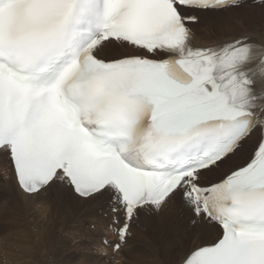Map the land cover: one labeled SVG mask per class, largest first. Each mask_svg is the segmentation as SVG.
<instances>
[{"label":"snow or ice","instance_id":"6c2138e0","mask_svg":"<svg viewBox=\"0 0 264 264\" xmlns=\"http://www.w3.org/2000/svg\"><path fill=\"white\" fill-rule=\"evenodd\" d=\"M248 3L0 0V195L32 217L53 198L97 204L108 260L176 208L175 264H264V26ZM198 25L233 34L200 44Z\"/></svg>","mask_w":264,"mask_h":264},{"label":"rangeland","instance_id":"374dc122","mask_svg":"<svg viewBox=\"0 0 264 264\" xmlns=\"http://www.w3.org/2000/svg\"><path fill=\"white\" fill-rule=\"evenodd\" d=\"M248 4L251 6H254L252 5L251 2H249ZM250 9H251L250 6H246L245 8V10L248 11L247 20L248 19H250V21L255 20L252 23L253 25H257L260 27L264 26V14L258 15L257 19H254L252 17V13L249 12ZM0 171H3V170H0ZM2 176H3V173L1 172V178ZM3 197H4L3 195H0V199H1L0 201V264H116L117 261H118V264H146L148 263L147 262L148 260H149L148 264H153V263L156 264L160 259V258H157L158 260H156L154 258V257H157L156 255L152 257L150 255L142 256L141 254L151 248L150 240L153 239V237L159 231L160 232L162 231L163 236H166L165 232L161 229H159V231H156L157 233L154 231L148 232L147 230L146 237L144 238L142 237L138 238L136 234L133 235L132 238L129 240V245H130V248L128 250L129 258L127 260L123 258H116V261H112V260L105 259L99 255V251L103 246H100L97 243V239L98 238L102 239V238H107V237L98 236L97 233L95 232L96 230L92 231L90 227L91 224L89 222H87L85 225H81L80 217H78V215L76 216L71 215L67 213L65 210H63L59 205L55 203H48L47 204V211H48L47 214L46 215L41 214L40 216H36L35 218L29 215H25V211H24L22 204L15 205L11 203L10 201L6 200L5 197L4 198ZM5 208H8V209H5ZM6 210H9V212ZM6 212L8 215L6 214ZM22 212H23V215L21 214ZM50 220L52 222H50ZM38 221H40V223ZM41 221L43 222V224ZM20 228L22 230H20ZM59 228L60 230L62 228V230L60 231ZM33 229H37L38 231L34 232ZM14 230L15 232H17L18 235L14 234L15 233ZM24 231L27 234L30 231L29 232L30 234L27 235L25 234ZM40 231H43V232L41 233ZM88 231L95 238L87 239L86 237L89 236ZM38 234L40 235V237L43 236L44 240L41 238L39 241ZM6 238L16 239L21 245L20 251L19 252L7 251L3 247V243H2ZM35 238H37V241ZM143 242L145 243V247L143 245L144 244ZM25 245H27V247H25ZM140 255L142 257L144 256L145 257L142 258ZM134 259L138 261H135ZM139 259L140 260L142 259V260L139 261ZM150 260H151V263H150Z\"/></svg>","mask_w":264,"mask_h":264},{"label":"bare ground","instance_id":"6f19581e","mask_svg":"<svg viewBox=\"0 0 264 264\" xmlns=\"http://www.w3.org/2000/svg\"><path fill=\"white\" fill-rule=\"evenodd\" d=\"M249 2H251V0H249ZM246 6H250L251 7V9L249 10V12L252 13V17L254 19H257V16L258 15L264 14V10L260 9L259 7L251 6L249 4L246 5ZM245 8L242 9V14L246 18L247 26H251V27H255V28H260V26H257V25H253L252 24L255 20L254 21H250V19L247 20V17H248V14L247 13H248V11L245 10ZM247 8H249V7H247ZM194 28L196 29L197 43H200V44L209 43V42H212V41L217 40V39H227V38H229L233 34V30L230 27L224 28V29H222L220 31H215V32L210 31L209 28L206 27V26H204V25L194 26ZM0 170H3V171H0V188H3V187L8 186L10 184V180H5L4 179V176L7 175L8 177H11V169H10L9 166H6L5 165V163H4L3 160H0ZM1 172L3 173L2 178H1ZM54 200H55V198H53L52 201H50L49 203H55ZM0 201H1V199H0ZM10 202L13 203V204H15V205H20L19 202H13V201H10ZM5 204H4V206H5ZM55 204H57V203H55ZM59 206L63 210H65L67 213H69L71 215H74V216L78 215V217H80V224L81 225H85L87 222H89L91 225L92 224H95L97 226L95 232L97 233L98 236H106L108 238V240H113L114 236L112 235V233L106 232L103 229L102 217L100 215L99 206L97 204H89L88 202H78V201L72 200V201H67L64 204H61ZM8 207H9V205H8ZM5 209H8V208H5ZM54 209H55V207H54ZM6 211L9 212V210H6ZM6 214H7V212H6ZM21 214L23 215V212ZM9 215H11V214H9ZM35 218H36V216H35ZM63 219H64V217H63ZM38 222L40 223V221H38ZM50 222H52V221L50 220ZM42 224H43V222H42ZM48 224H49V222H48ZM25 227H27V226H25ZM180 227H181V221L179 219V212H178V210L176 208H170L166 213L162 214L158 218H145V219H141L139 221L138 225L133 227V235L136 234V236L138 238H140V237L144 238V237H146V231L147 230H148V232H150V231L156 232V231H159V229L163 230L165 232V235L166 236H163L162 231L161 232L159 231L158 233L156 232L157 234L153 237V239L150 240L151 242L149 241L151 243V248L156 250V256L157 257H154V258L156 260H158L157 258H160L158 262L157 261H155V262H157L158 264H175V259H176V257L179 254V247H180L179 245L176 244L177 232H178V230H179ZM21 228H20V230H22ZM59 230H60V228H59ZM61 230H62V228H61ZM14 232H15V230H14ZM26 232H27V230H26ZM26 232H25V234H27ZM29 232H28V234H30ZM40 232L42 233L43 231H40ZM14 234L16 235L17 232H15ZM25 234H23V235H25ZM88 234L91 235L93 238H95L89 231H88ZM19 235H20V233H19ZM20 237H22V236H20ZM57 237H55V238H57ZM41 238L43 239V236L40 237V235H39V241H40ZM35 239L37 241V238H35ZM191 239H193V242H197L198 239H199V232H196L195 234H193L191 236ZM100 240L101 239L98 238L97 239V243L100 246H103L100 243ZM143 245L145 247V243ZM45 247H46V245H45ZM57 251H58V249H57ZM144 257H142V258H144ZM141 260L139 259V261H141ZM135 261H138V260H135ZM144 261H145V259H144ZM144 261H142V262H144ZM147 262L149 263V260ZM152 262H154V261H152ZM138 263H140V262H138ZM148 263H146V264H148ZM150 263H151V260H150ZM153 264H155V263H153Z\"/></svg>","mask_w":264,"mask_h":264}]
</instances>
